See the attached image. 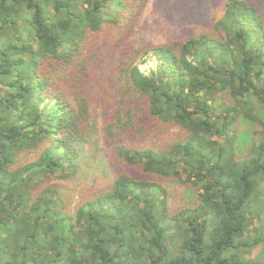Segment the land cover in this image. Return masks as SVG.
I'll list each match as a JSON object with an SVG mask.
<instances>
[{
  "label": "trees",
  "instance_id": "obj_1",
  "mask_svg": "<svg viewBox=\"0 0 264 264\" xmlns=\"http://www.w3.org/2000/svg\"><path fill=\"white\" fill-rule=\"evenodd\" d=\"M151 1L0 0V264H264V0L136 47ZM169 182L197 205L171 214Z\"/></svg>",
  "mask_w": 264,
  "mask_h": 264
},
{
  "label": "rangeland",
  "instance_id": "obj_2",
  "mask_svg": "<svg viewBox=\"0 0 264 264\" xmlns=\"http://www.w3.org/2000/svg\"><path fill=\"white\" fill-rule=\"evenodd\" d=\"M187 5L183 7V11L187 14L189 22H182L181 24L177 21L180 20L179 13L168 5V2L163 0H152L145 10L144 14L140 17L136 26V33L133 39L136 47H142L146 44H164L167 41L174 42L187 36L192 29H196L198 25L203 26L206 22L210 21L213 16H221L224 8L221 0H186ZM164 14L165 17L170 20H165L160 13ZM196 21L194 24L192 22ZM157 62L154 58L148 57L146 62L141 63L140 67L146 73L156 68ZM258 126H250L242 124L240 132H255L258 130ZM177 134L176 130H173L171 137ZM167 137V136H166ZM94 151H95V163L98 165L97 171L100 172L101 177L107 179H113L119 172H123V167L116 163V158L111 149L104 146L102 141L99 139V135L96 134L93 138ZM237 148L240 150L241 155L247 153L248 146L238 144ZM35 155L31 152H25L18 158V165L28 163L34 159ZM57 181V180H56ZM55 181V182H56ZM62 185L63 191L72 199H70V211L74 209L76 201L79 195L84 191L82 190L84 185L87 183L81 178L58 181ZM168 196H169V211L173 214L176 211L195 207L197 205V191L193 187L183 186L177 182L166 183ZM89 187V186H86ZM253 232L257 233V230L264 233V218L261 221H257L253 226ZM253 234V235H255ZM259 253V249L252 252L251 257H255Z\"/></svg>",
  "mask_w": 264,
  "mask_h": 264
}]
</instances>
